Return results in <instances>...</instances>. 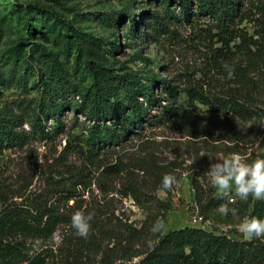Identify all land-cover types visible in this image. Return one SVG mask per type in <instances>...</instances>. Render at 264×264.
Here are the masks:
<instances>
[{"label": "rangeland", "instance_id": "rangeland-1", "mask_svg": "<svg viewBox=\"0 0 264 264\" xmlns=\"http://www.w3.org/2000/svg\"><path fill=\"white\" fill-rule=\"evenodd\" d=\"M165 7V0H0V114L16 118L17 129L28 136L24 146L0 152V200L21 202L33 193L47 191L53 178H61L68 166L80 169L83 160L68 147L78 136H88L87 129L96 124L80 109L83 96L99 93L113 103H127L120 80L148 74L163 81L157 88L160 101L151 113L160 115L166 106L183 104V116L146 125L140 136L117 151L137 167L147 156L140 148L149 141L147 152L163 168L162 174L176 176L172 190L165 191L163 176L157 177L149 166L136 169L145 190L155 191L172 206L166 216L161 213L157 218L167 226L162 234L191 227L243 240L238 225L249 217L256 201L219 199L206 173L217 158L232 153L240 154L244 163L264 157V116L242 121L217 114L199 102L189 105L188 87L197 86L210 94L219 93L228 83L212 66V47L223 44L214 37L217 30L212 18L200 14L195 2L190 21L185 20L188 9L181 0L173 2L171 7L180 20L161 26ZM253 13V19H264L256 8ZM257 24L246 21L240 28L252 35ZM163 83L171 86L174 98ZM63 95H69L73 108L64 107L56 115L55 106L65 103ZM173 99L179 102L172 103ZM42 126L50 137L40 133ZM111 164L114 159L108 152L85 167L88 181L79 189L89 191L82 213H94L89 235L80 238L68 228H60L47 245H59V260L77 254L81 264H104V253L115 241L99 227L122 231L128 224L143 230L135 242L136 249L142 251L159 240L161 233L151 231L157 219H147L132 197L102 192L116 186L104 171ZM193 178L209 193L203 205L197 201ZM220 204L235 208L236 215L221 216L217 212ZM33 248L39 250L42 245L37 242Z\"/></svg>", "mask_w": 264, "mask_h": 264}, {"label": "trees", "instance_id": "trees-1", "mask_svg": "<svg viewBox=\"0 0 264 264\" xmlns=\"http://www.w3.org/2000/svg\"><path fill=\"white\" fill-rule=\"evenodd\" d=\"M175 1L178 2L165 0L164 16L161 18L166 21L160 22L161 26L180 20V16L171 7ZM181 2L188 9L186 21L191 20L190 8L193 2L200 14L212 18V27L217 30L214 37L223 44L221 47H212V66L228 82L219 93L209 94L197 86L188 87L185 92L189 105L199 102L217 114L233 115L242 121L263 117L264 19H253L256 14L253 11L256 8L258 14L264 15V0H256L258 4L255 0H250L248 5L247 0ZM246 21H258L252 35L240 28ZM225 64L234 71L232 79L227 78ZM143 76H146L145 83L142 82ZM162 82L160 78L156 79L148 74L120 80V88L127 95V103H113L99 93L83 96L80 109L96 124L87 129L88 136H78L68 147L83 160V166L78 170L68 166L61 178H53L47 191L33 193L21 202L0 200V264H81L77 254H67L59 260V245L56 248L47 245L60 228H68L74 234L71 217L77 211L82 212L84 196L89 192L79 189L80 185L85 186L88 181L85 178V167L94 165L108 152L114 159V164L107 165L104 171L114 178L116 186L112 191L102 192L132 197L143 207L147 219L151 216L157 219L161 213L166 216L172 209L171 204L161 200L154 194L155 191H146L145 185L136 177V169L146 170L148 166L157 177L163 176V168L158 167L153 155L147 152L146 144L150 142L142 144L140 150L146 152L147 156L137 167L126 162L121 152L117 151L128 140L140 136L146 125L167 122L172 118L180 119L183 116L180 111L183 104L166 106L160 115L151 113V108L160 101L157 88ZM163 84V88L174 98L176 95L171 86ZM62 91L65 92V89L62 88ZM48 92L51 94L52 88ZM63 96L65 103L55 106L56 115H60L64 107L73 108L68 101L69 95ZM178 102L172 100V103ZM19 126L16 118L0 114V152L27 144L28 136L17 129ZM45 130L42 126L40 133H46L50 137V133ZM63 164H66V160ZM192 184L198 203L203 205L209 193L197 178L192 179ZM211 201L213 203L215 199ZM252 216L264 218V201H256L254 210L249 214V217ZM101 228L99 230L110 234L115 241V245L104 253V264H264V242L260 240H235L203 228L186 227L160 234L157 242L142 251L136 249L135 242L141 237L143 230H137L128 224L124 225L122 231ZM37 242L42 245L39 250L33 248ZM136 257L141 259L133 262Z\"/></svg>", "mask_w": 264, "mask_h": 264}, {"label": "clouds", "instance_id": "clouds-1", "mask_svg": "<svg viewBox=\"0 0 264 264\" xmlns=\"http://www.w3.org/2000/svg\"><path fill=\"white\" fill-rule=\"evenodd\" d=\"M227 78L234 76L233 69L225 64ZM210 177V183L216 190L219 199L227 198L229 203L233 202V197L241 202H248L249 199L257 202L264 201V157H257L250 163H244L238 153H232L227 157L217 158V162L210 164V170L206 173ZM177 183V178L173 174H165L161 180L162 189L170 191ZM217 212L224 217L229 213L234 216L237 213L235 208H229L227 204H220ZM94 213L84 215L77 211L71 217V226L74 234L80 238H87L90 231V221ZM167 229L165 222L157 219L151 231L163 233ZM238 231L242 239L247 242L260 240L264 242V218L255 216L244 217L238 225Z\"/></svg>", "mask_w": 264, "mask_h": 264}]
</instances>
